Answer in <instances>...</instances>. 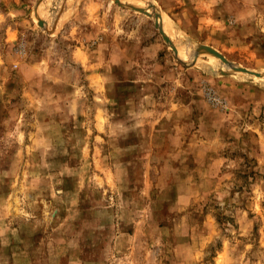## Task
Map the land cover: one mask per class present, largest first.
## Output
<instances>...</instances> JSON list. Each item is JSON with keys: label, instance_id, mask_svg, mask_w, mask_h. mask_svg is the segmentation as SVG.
Masks as SVG:
<instances>
[{"label": "rangeland", "instance_id": "rangeland-1", "mask_svg": "<svg viewBox=\"0 0 264 264\" xmlns=\"http://www.w3.org/2000/svg\"><path fill=\"white\" fill-rule=\"evenodd\" d=\"M0 264H264V0H0Z\"/></svg>", "mask_w": 264, "mask_h": 264}, {"label": "water", "instance_id": "water-1", "mask_svg": "<svg viewBox=\"0 0 264 264\" xmlns=\"http://www.w3.org/2000/svg\"><path fill=\"white\" fill-rule=\"evenodd\" d=\"M212 52H214L215 54H218L220 57H222L218 52H216L215 50L213 51V49H211Z\"/></svg>", "mask_w": 264, "mask_h": 264}, {"label": "bare ground", "instance_id": "bare-ground-1", "mask_svg": "<svg viewBox=\"0 0 264 264\" xmlns=\"http://www.w3.org/2000/svg\"><path fill=\"white\" fill-rule=\"evenodd\" d=\"M123 1V0H122ZM125 1V0H124ZM134 1V0H133ZM152 2H150V4H151ZM151 6H154L153 4L151 5ZM147 10V9H146ZM149 10V9H148ZM151 10V9H150ZM154 11V10H153ZM149 13H151V12H149ZM154 13V12H153ZM214 51V50H213ZM220 54V53H219Z\"/></svg>", "mask_w": 264, "mask_h": 264}]
</instances>
